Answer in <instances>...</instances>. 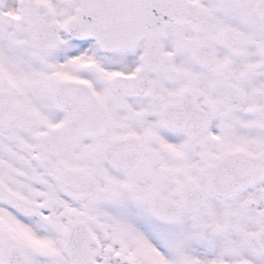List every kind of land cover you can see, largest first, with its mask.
<instances>
[{
    "label": "snow or ice",
    "instance_id": "snow-or-ice-1",
    "mask_svg": "<svg viewBox=\"0 0 264 264\" xmlns=\"http://www.w3.org/2000/svg\"><path fill=\"white\" fill-rule=\"evenodd\" d=\"M0 264H264V0H0Z\"/></svg>",
    "mask_w": 264,
    "mask_h": 264
}]
</instances>
